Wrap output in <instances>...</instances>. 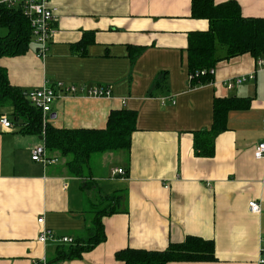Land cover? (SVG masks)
Masks as SVG:
<instances>
[{
  "label": "crops",
  "instance_id": "crops-1",
  "mask_svg": "<svg viewBox=\"0 0 264 264\" xmlns=\"http://www.w3.org/2000/svg\"><path fill=\"white\" fill-rule=\"evenodd\" d=\"M214 1H235L242 17L264 19V0ZM191 2L51 0L59 16L46 56H37L32 36L26 54L0 59L10 83L26 92L46 83L111 88L109 98L57 100L46 123L55 129L104 130L114 110L138 114L130 150L92 155L85 179L70 171L69 158L48 151L45 134L0 126V264H125L117 259L121 251H164L187 237L214 241L217 261L170 264H259L264 161L254 152L264 141V67L257 65L264 56L226 59L219 50L213 81L192 87L190 36L210 24L190 17ZM239 99L250 100L249 108L230 110L211 145L215 104ZM39 145L58 162H34ZM114 169L124 174L113 176ZM114 195L120 212L103 218L106 241L80 259L55 262L58 248L70 245L61 238L87 239L103 198ZM44 229L52 236L41 243Z\"/></svg>",
  "mask_w": 264,
  "mask_h": 264
},
{
  "label": "trees",
  "instance_id": "trees-1",
  "mask_svg": "<svg viewBox=\"0 0 264 264\" xmlns=\"http://www.w3.org/2000/svg\"><path fill=\"white\" fill-rule=\"evenodd\" d=\"M191 18L208 20L210 28L190 36L188 47V69L192 77L191 86L197 87L213 81L211 70L220 61L218 51L225 49L226 59L251 54L264 56V19H246L235 1L216 4L214 0H192ZM0 59L26 54L32 40L29 19L19 8L0 6ZM204 73V74H203ZM29 92L13 86L8 72L0 66V117L9 109L8 116L13 125L23 134L41 136L45 134L49 152H59L69 158L68 167L77 177H86L92 155L108 151L130 150L132 134L136 131L138 114L121 109L111 112L104 130H59L50 124L44 126L43 113L28 100ZM250 100H223L215 104L214 125L210 131L211 145L215 136L226 129V115L232 109H248ZM196 138V149H200ZM209 137L204 139L208 143ZM211 155L210 152H206ZM120 196L103 198L102 210L97 212L92 227L87 229V239H76L68 247H59L54 260L80 259L106 241L103 218L120 212ZM110 201V202H109ZM118 202V203H117ZM125 264H170L172 262H215V242L197 237H187L179 244H169L164 251L127 249L117 254ZM37 264H43L38 262Z\"/></svg>",
  "mask_w": 264,
  "mask_h": 264
},
{
  "label": "built area",
  "instance_id": "built-area-1",
  "mask_svg": "<svg viewBox=\"0 0 264 264\" xmlns=\"http://www.w3.org/2000/svg\"><path fill=\"white\" fill-rule=\"evenodd\" d=\"M5 5L9 8H19L22 10L25 17L29 19L34 41L37 44V56L44 58L49 50V44L55 34L53 24L58 19L59 9L51 5V0H0V6ZM259 67H264V58L257 61ZM204 74V73H203ZM214 74V70H211ZM192 77L190 76V80ZM254 76L236 77L227 83L228 89H234L236 86L253 80ZM112 95L110 87H88L86 84L75 85L65 83L44 84L40 88L29 91L27 97L30 103L43 113L44 126H46L48 115L52 111V105L59 99L66 97H91V98H109ZM264 125V120H263ZM0 126L3 130H12L13 123L7 115L0 117ZM44 135V134H43ZM254 157L258 161H264V141H261L254 152ZM32 160L41 163L44 166L58 162L57 158H51L48 155L45 145H39L32 150ZM113 176L122 175V169H114ZM249 209L252 213L259 214L261 212L260 204L256 201L249 203ZM39 224L44 223L41 218ZM52 236V232L44 229L40 235L39 241L45 243ZM63 244H73L74 240L69 237L61 238ZM261 257L259 264H264V238L262 239L260 248Z\"/></svg>",
  "mask_w": 264,
  "mask_h": 264
},
{
  "label": "rangeland",
  "instance_id": "rangeland-1",
  "mask_svg": "<svg viewBox=\"0 0 264 264\" xmlns=\"http://www.w3.org/2000/svg\"><path fill=\"white\" fill-rule=\"evenodd\" d=\"M5 112H6V113H9L10 110H9V109H5ZM99 158H101V156H96V159H99Z\"/></svg>",
  "mask_w": 264,
  "mask_h": 264
},
{
  "label": "water",
  "instance_id": "water-1",
  "mask_svg": "<svg viewBox=\"0 0 264 264\" xmlns=\"http://www.w3.org/2000/svg\"><path fill=\"white\" fill-rule=\"evenodd\" d=\"M52 118H55V115H53Z\"/></svg>",
  "mask_w": 264,
  "mask_h": 264
}]
</instances>
